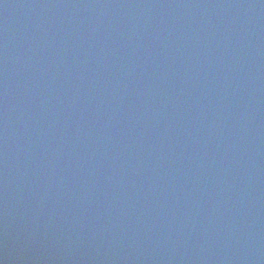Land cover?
I'll return each mask as SVG.
<instances>
[{"label": "water", "instance_id": "water-1", "mask_svg": "<svg viewBox=\"0 0 264 264\" xmlns=\"http://www.w3.org/2000/svg\"><path fill=\"white\" fill-rule=\"evenodd\" d=\"M0 264H264V0H0Z\"/></svg>", "mask_w": 264, "mask_h": 264}]
</instances>
